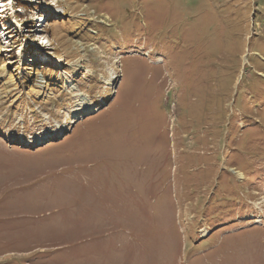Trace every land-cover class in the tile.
<instances>
[{"label":"rangeland","instance_id":"374dc122","mask_svg":"<svg viewBox=\"0 0 264 264\" xmlns=\"http://www.w3.org/2000/svg\"><path fill=\"white\" fill-rule=\"evenodd\" d=\"M0 264H264V0H0Z\"/></svg>","mask_w":264,"mask_h":264},{"label":"bare ground","instance_id":"6f19581e","mask_svg":"<svg viewBox=\"0 0 264 264\" xmlns=\"http://www.w3.org/2000/svg\"><path fill=\"white\" fill-rule=\"evenodd\" d=\"M109 84V83H108ZM74 89H75V87H73ZM83 103V102H82ZM83 104H85L84 106L85 107H87L86 108V111L85 112H91V111H93L94 109V107L92 106V105H90V104H88V103H86V102H84Z\"/></svg>","mask_w":264,"mask_h":264}]
</instances>
